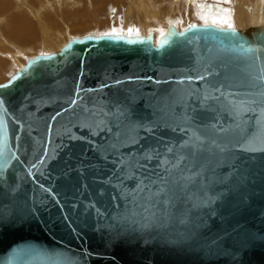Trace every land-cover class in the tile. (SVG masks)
Instances as JSON below:
<instances>
[{
  "label": "water",
  "instance_id": "obj_1",
  "mask_svg": "<svg viewBox=\"0 0 264 264\" xmlns=\"http://www.w3.org/2000/svg\"><path fill=\"white\" fill-rule=\"evenodd\" d=\"M239 40L264 48L204 28L162 52L84 44L0 89V264H264V54L253 62ZM216 88L255 99L257 112L205 100ZM152 149L169 164L149 170L169 168L174 181L161 198L133 195L142 177L120 163ZM38 174L40 187L17 199Z\"/></svg>",
  "mask_w": 264,
  "mask_h": 264
},
{
  "label": "rangeland",
  "instance_id": "obj_2",
  "mask_svg": "<svg viewBox=\"0 0 264 264\" xmlns=\"http://www.w3.org/2000/svg\"><path fill=\"white\" fill-rule=\"evenodd\" d=\"M202 2L230 9L231 22L236 32L240 30L239 26L248 21L249 17L243 20L233 17L238 0H198L192 6L182 0H0V85L8 87L36 62L60 57L86 42L113 39L111 42L121 41L128 45L150 43L157 50H163L167 44L159 43L162 41L157 35L160 33L159 29H176L178 34L183 35L194 29L189 28V25L205 27V20L201 19V15L207 10L202 12L196 6ZM256 2L240 0L244 9L253 7ZM169 21L174 23L170 24ZM249 23L248 21L245 25L247 35L252 32ZM19 24H30L32 29L34 27L33 33L36 29L37 33L31 38L26 37L20 33L22 31L17 27ZM41 24L53 30L56 37L45 38L40 29ZM132 26L139 29L138 36L127 34L128 28ZM206 27L215 26L209 20ZM113 29L122 31L123 35L116 39L115 36H101V33L111 32ZM49 40L55 44V48L49 45ZM44 52L47 55H42Z\"/></svg>",
  "mask_w": 264,
  "mask_h": 264
},
{
  "label": "snow or ice",
  "instance_id": "obj_3",
  "mask_svg": "<svg viewBox=\"0 0 264 264\" xmlns=\"http://www.w3.org/2000/svg\"><path fill=\"white\" fill-rule=\"evenodd\" d=\"M227 2H231V0H227ZM201 11L207 10L204 15H201V19L205 20V26H207L208 21L210 20L212 25H214L217 28H221L226 26V28L233 34H235L236 29L234 28L233 23L231 22V10L230 9H223L219 6V4H212L209 5L207 3H198L196 5ZM114 11V10H113ZM214 13H218L214 14ZM227 13V14H225ZM200 13H198L199 15ZM170 24L174 23L172 21H169ZM197 25H189V28H195ZM162 36H164V30L159 29ZM127 34L129 36L139 35V29L135 28L134 26L129 27L127 30ZM123 35L122 31H117L116 29H113L111 32H105L101 33V36L104 37H120ZM169 35H172V33H169ZM168 41L165 39L164 41H160L159 43H167ZM236 46L240 48L243 52H245L248 55V58L252 60L253 62L260 59V56L264 54V48L259 47L257 45L245 42L243 40L236 41ZM42 55H47L46 53H42ZM34 59V58H33ZM15 79V77H13ZM191 79V78H189ZM197 79H204L203 76L197 77ZM255 80L258 82L257 87L264 86V68L261 69V72L255 77ZM11 83V81H10ZM0 87H6V85H0ZM213 87H215L213 85ZM79 89L77 91V97L79 96ZM216 91L219 92V96H211L206 95L204 97L205 100L208 99H216L219 100L220 97H225L228 101V105L231 107L232 110H235L237 112L243 113V112H257V101L255 99L252 100H239L237 101L235 99V96L238 95L236 93H225L221 91V88H216ZM261 96H264V92L260 93ZM77 99L74 98L71 100L69 107H72L77 104ZM4 101L0 99V106H3ZM67 111V109H65ZM260 115H257L255 117V120L257 123L260 122L261 118L264 117V107L259 108ZM61 113H56L55 116L52 117L53 120L56 119ZM191 119H194L193 117H190ZM187 119V118H186ZM181 131H185L184 129H181ZM199 139V137H197ZM188 146V142L185 141L184 144L179 145L181 149ZM166 151L170 154H174V147H167ZM160 152L156 149H152L150 151L143 152V155L139 157V160L145 161V163H140L139 160H137L136 157H133V163H128L124 161L123 159L120 161L121 165H126L130 170H134V172H139L140 176L142 178L138 179V182L135 185V190L133 195H139L141 193L147 192V196L149 198H161L167 195L168 192L171 191V188L169 185L171 183H174L171 177V170L169 168H164L163 172L158 171L157 169L149 170V162L153 161L154 159L158 160V166L160 165H168L169 161L167 157L164 159H159ZM180 160H183L184 157H180ZM5 163H7V160H5ZM176 167V166H174ZM143 169V171H141ZM123 170V169H122ZM127 179V180H134L137 179L134 174H129L125 177L121 178ZM155 188L156 191H152V188ZM141 199H145V197L141 196ZM161 203H163V200L161 199Z\"/></svg>",
  "mask_w": 264,
  "mask_h": 264
},
{
  "label": "bare ground",
  "instance_id": "obj_4",
  "mask_svg": "<svg viewBox=\"0 0 264 264\" xmlns=\"http://www.w3.org/2000/svg\"><path fill=\"white\" fill-rule=\"evenodd\" d=\"M197 1L198 0H182V2L183 3H186V4H189L190 6H192V4H195V3H197ZM257 2H256V4L252 7L251 5V7H245L246 9H244V7L240 4V0H238V4H239V6H238V4H235V8H234V11H233V17H237V19L239 18V19H244L245 17H249L248 18V21L250 22L249 24H250V26H251V29H252V32L250 33V34H246L245 33V29L247 28L245 25L247 24V22H246V24L245 25H241V26H239L238 27V29L240 28V30H238V32H236L235 34H233V33H231L227 28H226V26H224V27H221V28H215V27H196V28H194V29H192V30H190L189 32H192V31H194V30H196L197 28H204V29H215V30H217V31H220V32H224V33H227V34H230V35H232L234 38H237V39H251V38H256V37H262V38H264V0H256ZM106 2V1H105ZM249 3V2H248ZM249 5V4H248ZM253 5V4H252ZM240 7L242 8V9H240ZM214 14H216V13H214ZM225 14H227V13H225ZM218 15V14H217ZM231 15H232V12H231ZM232 17V16H231ZM26 19V18H25ZM232 19V18H231ZM21 20H24V19H21ZM20 20V21H21ZM246 20V19H245ZM241 23V22H240ZM248 24V25H249ZM18 28H20V30L22 31V32H20L22 35H24V36H26V37H32V35L33 34H36L37 33V29H36V32L35 33H33V29H34V27H33V29H32V26H30V24L28 25V24H19L18 26H17ZM41 31H42V33H43V36L46 38H52V37H56V36H54V33H53V30H49V27H47L46 25H44V24H41ZM161 29H163V28H161ZM18 30V29H17ZM164 30V36H162L161 35V33H159V34H157L158 35V38L159 39H161L162 41H164L165 39L168 41L167 43H164V44H167V47H165L163 50H157L152 44H150V43H145V44H137V45H128V44H125V43H122L121 41V43L119 42V41H117L118 43H114V42H111V41H113V39L111 40V39H109V41H100V42H86V43H83V44H80V45H77V47L74 49V50H76V49H78L79 47H81V46H84V44H91V43H106V44H109V45H113V46H119V45H125V46H129V47H135V46H140V47H143V46H147V45H149V46H152L153 48H155L158 52H162V51H164V50H166V49H168V48H170V47H172L173 45H174V43H175V41H176V39L178 38V37H181V36H184L185 34H187V33H189V32H186L185 34H183V35H180V34H178L177 32H176V29H170V30H165V29H163ZM248 30H250V29H248ZM35 31V30H34ZM251 31V30H250ZM241 32V33H240ZM39 33V32H38ZM169 33H172V35H169ZM252 33H255V34H252ZM41 34V33H40ZM56 34V33H55ZM246 35V36H245ZM42 36V35H41ZM34 37V36H33ZM174 37H176L175 39H173ZM34 38H36V37H34ZM38 38V37H37ZM50 38V39H51ZM113 38V37H112ZM117 37H115V39H116ZM47 39V40H48ZM73 39V38H72ZM76 40H74V42H75ZM49 45L50 46H52L53 48H55V44L52 42V41H50L49 40ZM61 47V46H60ZM50 48V47H49ZM50 50V49H49ZM73 49H72V51L71 52H73L74 51ZM50 52H52L51 50H50ZM71 52H69V53H65L66 55H68V54H70ZM45 53V52H44ZM65 54H63V55H60V57H62V56H65ZM60 57H56V58H52V59H47V60H54V59H57V58H60ZM47 60H41V61H38V62H36L34 65H31L32 67L31 68H33L34 66H36L39 62H44V61H47ZM31 68H29L28 70H27V72L31 69ZM26 72V73H27ZM25 73V74H26ZM24 74V75H25ZM23 75V76H24ZM12 85V84H11ZM6 88V87H5ZM0 89H3V88H0ZM1 123V122H0ZM0 127H2V125L0 126ZM15 131H16V134H18V137L19 138H23L24 137V132H20V130H18V129H15ZM4 141H5V139L2 137V139L0 140V150H2L1 151V154L3 155L4 153L5 154H8L9 153V151H8V149H7V147L5 146V144H4ZM30 151V150H29ZM19 154H21V152H19ZM18 153L17 154H14L15 155V157H18V155H19ZM64 154V153H63ZM66 155H64L63 156V158H64V160L66 159V157H65ZM26 159H31V157L32 156H30V155H26ZM39 159V158H38ZM72 167V168H71ZM28 169V168H27ZM58 169H59V171H60V177H62L63 179H68V180H70V178H72L73 176H74V172H75V166L74 165H72V164H70V162H64L63 163V166H61V168L60 167H58ZM22 183L24 184L23 185V187L19 190V194H18V196H17V199H19L20 201H21V197L20 196H23L24 194H26V193H29V192H31L29 189H28V186L29 187H32V188H34V189H37V188H39L40 187V185L43 183V176L41 175V174H38V175H34L32 178H30V179H26V180H24V181H22ZM22 183H20V184H22ZM15 206V208L16 209H18L19 208V202L17 201L15 204H14ZM36 220V219H35ZM40 222V221H39ZM33 223V222H32ZM34 224V223H33ZM36 224H39L38 223V219H37V221H36ZM3 236L1 237V239H0V245H2L3 243H5V242H7L6 240V238H5V236H9V232H5V234H2ZM4 238V239H3Z\"/></svg>",
  "mask_w": 264,
  "mask_h": 264
}]
</instances>
